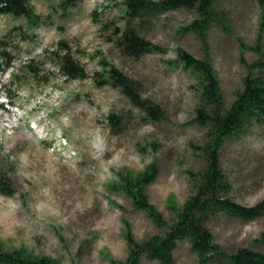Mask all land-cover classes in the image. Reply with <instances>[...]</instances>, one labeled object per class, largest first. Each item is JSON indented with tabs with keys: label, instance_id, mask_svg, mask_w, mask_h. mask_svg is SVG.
Returning a JSON list of instances; mask_svg holds the SVG:
<instances>
[{
	"label": "rangeland",
	"instance_id": "374dc122",
	"mask_svg": "<svg viewBox=\"0 0 264 264\" xmlns=\"http://www.w3.org/2000/svg\"><path fill=\"white\" fill-rule=\"evenodd\" d=\"M30 1L41 15L36 24L0 14V168L12 181L11 194L0 192V247L59 264L125 261L130 247L123 216L137 240L164 229L133 205L122 177L156 162L147 193L171 222L170 204L183 205L207 166L208 128L193 120L201 102L196 78L177 61L178 48L205 54L199 34L185 28L198 14L178 8L135 22L160 49L133 57L115 41L126 25L123 0ZM216 6L229 26L210 27L209 53L229 106L258 58L255 45L264 51L263 9L257 0H218ZM63 54L88 76L64 75L56 60ZM29 64L37 66V78ZM110 64L139 81L141 96L156 102L163 116L151 118L120 89L98 85L94 75L107 73ZM219 157L233 199L253 205L264 198V123L226 139ZM208 227L226 252L264 250V243H254L264 232V215L249 221L216 215ZM173 255L170 264H198L188 239L178 241ZM140 264L161 263L144 254Z\"/></svg>",
	"mask_w": 264,
	"mask_h": 264
},
{
	"label": "trees",
	"instance_id": "16d2710c",
	"mask_svg": "<svg viewBox=\"0 0 264 264\" xmlns=\"http://www.w3.org/2000/svg\"><path fill=\"white\" fill-rule=\"evenodd\" d=\"M68 1L64 0L63 3L67 4ZM217 1L123 0L126 25L117 31L115 41L125 54L133 57L160 49V46L140 34L135 22L151 20L165 11L178 8H186L198 14L185 28L199 34L205 54L199 58L185 49L178 48L177 61L196 78L201 102L196 108L197 115L193 120L208 128V141L204 153L207 166L196 174V190L183 205L178 206L175 202L170 204L174 208V219L171 222L148 197L147 187L159 171L156 162L148 164L144 171L134 174L128 171L122 177L120 187L132 198L133 205L145 210L155 225L164 229V232L137 240L130 220L123 216L124 236L130 251L125 261H115V264H140L144 254L161 264H170L178 241L182 239L190 241L192 250L199 257L198 264H264V250L242 246L232 253L226 252L221 244L215 242L214 234L208 227V222L216 215H226L244 221L264 215V198L253 205H243L233 199L230 195L232 186L219 157L220 148L226 139L241 136L255 122L264 123V51L260 49L259 44L255 45L258 58L249 66L250 71L243 78L242 88L236 91L234 100L226 106L208 44V32L213 24L227 30L229 26L225 12L217 9ZM257 1L263 9L264 24V0ZM3 13L25 16L31 24L38 23L41 17L30 0H0V14ZM56 60L64 75L70 78L88 76L86 67L76 62L72 55L63 54ZM102 63L107 64V61L103 60ZM28 66L33 72V77L37 78V66ZM94 79L98 85L110 84L120 89L151 118L163 116V110L156 102L141 96L139 81L125 74L117 66L110 64L107 73L99 72L98 76L94 75ZM109 118L113 119L114 115ZM189 173L194 174L191 171ZM11 187V179L0 168V192L11 194ZM257 242L264 243V232L254 239V243ZM0 264L59 263L50 256L36 257L25 249L4 250L0 247Z\"/></svg>",
	"mask_w": 264,
	"mask_h": 264
}]
</instances>
